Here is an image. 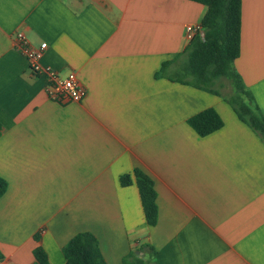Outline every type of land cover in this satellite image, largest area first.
Instances as JSON below:
<instances>
[{"label":"crops","instance_id":"0c3cea01","mask_svg":"<svg viewBox=\"0 0 264 264\" xmlns=\"http://www.w3.org/2000/svg\"><path fill=\"white\" fill-rule=\"evenodd\" d=\"M207 12L190 0H0V264H33L39 246L65 264L80 233L107 264L142 245L156 264H264V140L225 97L156 77ZM17 32L48 43L44 66L77 74L82 102L49 99ZM234 67L264 116V0H242ZM209 108L224 126L203 138L188 120ZM136 169L155 185V227L137 185L120 183Z\"/></svg>","mask_w":264,"mask_h":264},{"label":"trees","instance_id":"16d2710c","mask_svg":"<svg viewBox=\"0 0 264 264\" xmlns=\"http://www.w3.org/2000/svg\"><path fill=\"white\" fill-rule=\"evenodd\" d=\"M208 8L196 34L189 45L173 59L162 65L157 78L192 86L196 89L225 97L239 119L264 140V116L253 94L247 89L242 77L234 67L241 55L242 0H190ZM202 33L205 36H202ZM225 80L234 93L225 95ZM188 125L200 136L208 137L221 130L224 122L216 110L209 108L188 120ZM1 130V124H0ZM139 190L147 225L158 223L159 209L153 180L136 169L133 175L121 177L123 187L133 184ZM8 183L0 177V198L5 195ZM39 241V236L35 238ZM136 252L143 253L141 258ZM65 264H107L97 238L91 233L76 235L63 249ZM146 256L148 258L146 259ZM0 254V258H1ZM33 264H51L45 250L39 246L34 251ZM156 253L149 245L137 247L123 259V264H156Z\"/></svg>","mask_w":264,"mask_h":264},{"label":"built area","instance_id":"2783aa9c","mask_svg":"<svg viewBox=\"0 0 264 264\" xmlns=\"http://www.w3.org/2000/svg\"><path fill=\"white\" fill-rule=\"evenodd\" d=\"M188 41H192L200 28L188 26L186 29ZM15 48L20 51L29 63L31 72L46 80V92L54 102L67 104L82 102L87 96V90L79 80L76 73L72 72L65 77L51 67L44 66L42 59L48 43L34 47L23 32H17L14 37Z\"/></svg>","mask_w":264,"mask_h":264},{"label":"rangeland","instance_id":"374dc122","mask_svg":"<svg viewBox=\"0 0 264 264\" xmlns=\"http://www.w3.org/2000/svg\"><path fill=\"white\" fill-rule=\"evenodd\" d=\"M224 81L227 85H226V88L222 90V92L225 93L226 95L234 93V88L231 86L230 82L225 79Z\"/></svg>","mask_w":264,"mask_h":264},{"label":"water","instance_id":"95a60500","mask_svg":"<svg viewBox=\"0 0 264 264\" xmlns=\"http://www.w3.org/2000/svg\"><path fill=\"white\" fill-rule=\"evenodd\" d=\"M202 36H205V34L204 33H202ZM141 254V253H140ZM141 258H143V255L141 254Z\"/></svg>","mask_w":264,"mask_h":264}]
</instances>
